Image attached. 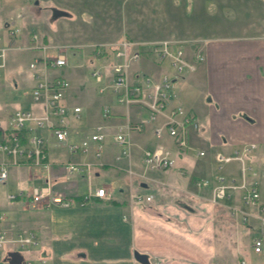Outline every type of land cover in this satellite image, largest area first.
I'll list each match as a JSON object with an SVG mask.
<instances>
[{
	"label": "crops",
	"instance_id": "1",
	"mask_svg": "<svg viewBox=\"0 0 264 264\" xmlns=\"http://www.w3.org/2000/svg\"><path fill=\"white\" fill-rule=\"evenodd\" d=\"M183 1L186 0L33 1L35 6L45 2L57 16L55 26L52 24L54 29L45 25L44 43L63 50L65 46L80 50L84 59L97 61V66L107 64L110 58L95 57L92 46L121 39L138 43L179 39L187 43L188 59L199 48L204 56L193 71L175 80L168 98L169 105H180L184 111L192 113L198 123L196 128H188V149L184 153L174 151L175 164L169 171H149L144 177L136 175L142 173L143 149L162 145L174 150L168 136L156 139L153 135L161 118L147 124L143 132L130 134L129 156L121 160L115 159L120 147L112 141L97 160L92 154L70 155L66 147L56 143L46 131L42 135L47 139L48 169L10 168L7 183L17 191L23 190L25 181L44 186L49 178V185L56 193L74 198L87 196L83 205L75 202L69 208L44 204L33 207L23 200L20 208L14 205L7 208V215L1 212L7 230L34 234L37 245L23 254L34 264H144L137 261L136 253L145 255L148 264H217L219 255L228 256L237 248L242 230L255 227L252 218L246 221L247 227L240 220L241 211L255 212L254 207L242 203L240 191L213 203L211 185L198 186L197 183L202 179L214 182L218 174L240 179L239 161L220 165L215 155L230 156L243 145L253 144L254 148L244 154V164L255 172V176L247 173V178L256 183L260 200L264 202V27L213 36L206 31L209 25L205 17L206 27L203 22L194 20L188 24L192 28H180L185 25H179L175 16L183 6L187 9L188 4ZM187 1L191 10L195 8V14H203L218 0ZM82 15L89 16L87 24L81 21L79 16ZM145 15L148 16L146 21L143 20ZM31 18L30 30L26 37H19L20 41H28L32 33ZM22 21L24 23V16ZM35 56L40 58L41 54ZM152 57L143 54L128 71L129 78L135 73L157 76L169 70L165 62H157ZM77 65L85 67L81 62ZM39 66L33 72L32 87L36 75L53 79L61 76L50 74L49 67ZM86 74L84 69L75 75L61 76L70 83L62 104L80 107L77 118L72 113L67 117L68 128L76 132L72 138L84 134L86 127L102 125L101 113L105 107L109 108L113 119L104 127L116 129L120 124L135 122L141 117L143 109H139V116L130 114L125 106L123 110L107 88L100 91L101 85L90 84ZM178 83L180 88L176 91ZM76 96L81 97V103L74 102ZM13 105L0 100L3 116L15 110ZM25 109L39 113L41 106L30 99ZM81 117L85 120L84 126L71 125V120ZM198 151L204 154L198 155ZM69 160L92 165L83 173L67 175L62 164ZM129 170L135 174H129ZM98 187H105L107 198L94 196ZM135 195L141 198L134 199ZM147 195H152L150 201L144 200ZM229 218L237 223V230L229 228ZM256 235L257 231L253 233ZM250 248L252 251L251 245ZM255 255L264 261V253ZM242 260L247 264L244 258L240 264Z\"/></svg>",
	"mask_w": 264,
	"mask_h": 264
},
{
	"label": "built area",
	"instance_id": "2",
	"mask_svg": "<svg viewBox=\"0 0 264 264\" xmlns=\"http://www.w3.org/2000/svg\"><path fill=\"white\" fill-rule=\"evenodd\" d=\"M6 38H0V70L5 66L6 56L9 51L17 49H38L41 58L29 63V68L40 64L41 68H56L66 66V55L62 54L61 48H56L57 53L47 55L51 47L41 43L40 37L31 33L28 43H18L21 37V31L15 27L7 25L5 28ZM184 42L176 39H163L161 41L138 43L122 39L114 43H101L93 45L92 53L98 58H110L107 64L94 68L91 75L96 81L107 78V84L115 93L116 101L124 104L125 107L139 106L146 114L145 118H139L135 122L120 124L116 128L112 142L120 146L116 160L128 157L130 153L129 137L131 133L143 132L147 124L157 121L160 122L154 127L153 135L156 139H162L168 136L174 145V150L162 145L156 148H145L142 151V173L138 176H145L149 171H169L174 167V151L184 153L189 147L188 128L197 127L195 117L192 113L184 111L180 105H169V97L174 88V81L181 78L186 73L193 71L196 64L204 60V56L199 49L188 59ZM153 55L157 62H166L170 71H163L157 77L144 73H135L129 78L128 71L131 63L138 61L143 54ZM106 70L104 72V70ZM107 73V75H106ZM105 76V77H104ZM34 86L31 88L30 99L41 106L39 113L32 110L19 108L12 111L7 116H3L0 111V183L5 184L9 180V170L11 167L20 168H46L48 169L46 143L47 139L42 135L43 132H49L56 143L66 147L70 155L73 154H92L97 160L102 157V149L105 143L106 135L102 125L94 126V130L89 134L79 135L76 139L72 136L76 133L71 131L67 122L70 113L78 117L80 107H69L62 104V99L69 88V81L63 77L56 76L48 78L36 75ZM106 86H102L100 91ZM104 119L110 118L108 107L102 110ZM255 145H243L240 150H235L230 156L222 153L215 155L216 161L222 165L233 160L241 163L240 179L227 178L222 174L215 177L214 182L209 179H202L198 186L211 185V201L219 203L223 199L229 198L231 194L240 191V200L249 207H254L255 212L247 213L241 211L243 221L252 218L257 227V235L252 238V251L255 254L264 253V202L260 200L258 188L255 182H249L247 173L255 176L250 167L244 164V154L250 152ZM203 151H198V155H203ZM92 163L86 161H71L62 164V168L67 175L76 172L87 171ZM221 167V166H220ZM129 174H135L129 170ZM31 175V174H30ZM50 179L47 178V184L44 186L31 187L26 193L15 191L8 193V200L22 198L25 204L29 206L55 205L62 208H69L75 202L79 205L84 204L87 196L74 198L69 195H62L54 192L50 185ZM94 196L98 198H107L105 187H98L94 191ZM141 195H135L134 199L139 200ZM151 195L145 197L150 201ZM37 245V240L32 232H11L4 227V217L0 212V250L4 254L9 251H25L29 247ZM20 252V251H19ZM21 253V252H20ZM0 264L1 261H0ZM22 264H34L30 258L24 256ZM241 264H245L242 260Z\"/></svg>",
	"mask_w": 264,
	"mask_h": 264
},
{
	"label": "rangeland",
	"instance_id": "3",
	"mask_svg": "<svg viewBox=\"0 0 264 264\" xmlns=\"http://www.w3.org/2000/svg\"><path fill=\"white\" fill-rule=\"evenodd\" d=\"M34 0L26 1V0H1L0 1V38H3L5 40L6 32L5 31V23H8L10 26H15L19 30H22V27L24 26L23 30V36L26 37L25 34L29 32L31 24H29V21H31L29 18L32 19V33H37L42 37V40L45 38L44 33L45 31V25H47L51 30L54 29L56 21L55 18L57 17L55 15V11H52L51 8H48L46 6L45 2H42L39 4V6H35L33 4ZM215 2V1H214ZM187 3V9L182 7V9L178 12L179 15H176V20L178 21L179 25H185L181 26L180 28L189 27V22L199 21L203 22L204 27H206V24L209 26L207 28V32L210 33V35H218V34H226V33H235V32H248L253 31L255 29H261L264 27V0H218L215 3H212L209 7H207V10L203 11V14H195V8H192V10L189 8V2L183 1V4ZM24 16V23L22 21ZM31 16V17H30ZM81 21L83 23L87 24L89 22V16L82 15L79 16ZM205 17L207 23L205 24ZM148 18L147 15L143 17V20L146 21ZM197 24V27H200V25ZM54 26H53V25ZM84 24V25H85ZM196 27V28H197ZM255 28V29H253ZM223 32V33H222ZM179 40V39H176ZM45 41V39L43 40ZM17 42L19 43L20 40L18 39ZM70 44V43H67ZM57 48V47H56ZM54 48L50 49V53L52 55L57 53V49ZM64 48V47H63ZM78 53H77V52ZM40 53L38 49H17V50H11L7 54L6 63L5 66L0 70V100L1 102H4L5 104L8 103H14V108H25L29 104L30 95H31V87H32V75L33 72L37 71L39 69V64H35V67L32 69L29 68V63L34 61L37 56ZM80 50H76L75 48H71L70 46H65L64 50L62 51V54L66 55L67 63L66 66L62 67H56V68H50L48 72L50 74H59L61 76L66 75L69 76L71 73L75 75L77 71H84V69L87 70V76L86 80L93 85L96 86H104L105 81H96L92 76H90V71L93 70L97 66V61H88L87 59L83 58V54H80ZM41 54V53H40ZM151 54V53H150ZM154 57V56H153ZM152 57V58H153ZM151 58V59H152ZM85 64L84 68L78 66V63ZM133 66L136 64L135 62L131 63ZM166 66L167 63L165 62ZM75 65V66H74ZM132 65L130 66L129 70L132 69ZM74 66V67H73ZM179 83L177 86H175L176 91L179 90L180 87ZM77 90V89H76ZM184 90V89H182ZM107 92L111 93L115 99V94L112 91L111 87H107ZM74 102L81 103V97L76 96L75 99L73 98ZM118 106H121L122 109L125 106L124 104L118 103L115 99V101ZM141 107L139 106H130L127 107V109H130V114H134L139 116V109ZM124 110V109H123ZM102 115V114H101ZM100 115V116H101ZM133 116V115H132ZM140 118H145L146 114L142 111V114L140 115ZM103 117H101L102 119ZM84 118L74 119L71 120L72 126H84L82 122ZM104 119V118H103ZM113 118L104 119V121L100 122L103 123V127L105 123L109 124V121ZM99 124V123H98ZM85 131L83 133L89 134L94 130L93 127H86L84 128ZM72 131V130H71ZM73 132V131H72ZM116 132V129L104 127V133L106 135L105 139V146H103L102 153L106 146L111 143L112 141V134ZM74 133V132H73ZM116 145V144H115ZM118 146V145H117ZM156 146V145H155ZM105 147V148H104ZM109 170H113V167H108ZM139 182H137L138 185ZM36 186V182L33 181L32 183H29V181H25L23 183L22 192H27V189L30 187ZM136 187V186H135ZM17 191V188L8 186V183L1 184L0 183V212H3L7 215V208L10 206L17 205L18 208H20V205L23 203V199L19 198V201L17 200H8L6 198V195L10 193H14ZM30 209V208H29ZM33 210V209H32ZM237 211V209H236ZM242 219V217H241ZM240 219V220H241ZM229 228L231 230H237L238 225L236 222H234L231 218H229ZM245 222L242 220V223ZM245 227H247L249 223H244ZM221 231L220 226H218V232ZM257 231V228L253 227V229H247L245 232L244 230L241 231L239 239L237 241V248L234 250H231L230 255L228 256H222L219 255L217 257V264H240V260L244 258L246 260L247 264H264V261H261L259 257L252 253L250 248V243L252 241L253 233ZM219 235V234H218ZM231 241H229V249H231ZM219 243V241H218ZM227 243V244H228ZM228 247V246H227ZM21 252L24 254V250L19 249L18 252ZM0 261L2 264H8V262L5 260V254L3 250H0Z\"/></svg>",
	"mask_w": 264,
	"mask_h": 264
},
{
	"label": "water",
	"instance_id": "4",
	"mask_svg": "<svg viewBox=\"0 0 264 264\" xmlns=\"http://www.w3.org/2000/svg\"><path fill=\"white\" fill-rule=\"evenodd\" d=\"M135 257L137 261H140L141 263H144V264H148V262L146 261L147 259L145 255L136 253ZM5 260L8 262V264H22L23 257L19 252L10 251L7 253V257L5 258Z\"/></svg>",
	"mask_w": 264,
	"mask_h": 264
}]
</instances>
